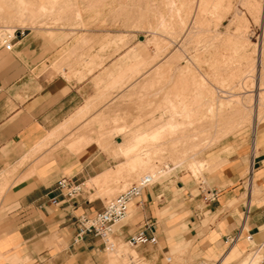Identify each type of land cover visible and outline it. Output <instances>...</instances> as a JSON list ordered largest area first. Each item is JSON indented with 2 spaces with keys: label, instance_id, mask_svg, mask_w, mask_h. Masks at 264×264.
Instances as JSON below:
<instances>
[{
  "label": "rangeland",
  "instance_id": "obj_1",
  "mask_svg": "<svg viewBox=\"0 0 264 264\" xmlns=\"http://www.w3.org/2000/svg\"><path fill=\"white\" fill-rule=\"evenodd\" d=\"M18 1H22V5L24 4L23 6L26 7L29 14L25 12L23 16L16 17L18 14L14 8L5 6V3L0 0L1 5H3V7H0V31L5 35L4 39H7V36H12L15 29L68 27L72 29L74 43L88 44L84 56L87 57L85 66L90 67L89 71L92 70V64L96 58L99 59V64L112 56L114 60L113 67H104L102 69L105 83L100 90L103 96H100L105 100V114L91 117L86 120L85 125H76V120H68L64 126L67 129H64L62 133L60 132L61 134L59 133L56 138L47 140V143L44 142L40 145L38 151L26 154L25 158L23 157L18 164L31 163L30 169L28 168L30 171L40 163L53 162L55 159L63 160L81 149L79 145L84 143V140L74 147L67 143L80 134L82 136L89 135L91 137L90 141H94L100 149L108 152L110 149L108 146H115L117 140L123 141L131 131V134L140 133L162 126L161 139L157 142L166 143L165 145H167L166 122L169 117L167 99L178 100V109L183 114L178 116L177 121L186 122L185 125L180 124L178 126L188 127L192 126L188 121H192L193 125L194 122H197V129L194 132H196L198 137L194 140L196 144L195 152L191 157L180 159L167 153V147L157 151L155 154L149 152L143 157L144 162L140 166L127 167L121 172L114 174L107 182L101 184L90 183L91 185L87 181L84 184L76 182L79 184V190L73 198L79 197L83 188L95 187V192L89 198L94 199L99 196L106 203L139 177L151 172L153 174L152 185L159 187L160 191H172L170 196L158 198L159 214L155 218L156 221L152 220L149 222L155 229L156 243L131 246L126 242V237L117 236L114 232H111V236H107L109 240L113 238L112 241L116 250L119 248V251L122 250L123 252L125 250L124 252H130L134 255H132L135 258L134 261L129 264H136V261L138 264L142 262L145 264H238L242 258L249 257L256 246L247 240H245V247L239 255L233 257L232 260L221 262L222 257L232 251L229 248L233 243L226 244L222 241L218 248L213 251L214 254L208 256L206 245H199L195 238L187 233L188 231L185 230L186 226L182 228L181 233L173 237L176 232L174 226L178 228L185 221L184 216L188 213L187 199L179 198L178 190L174 188V181L179 178L183 181L193 182L192 194H196L198 189H202L194 204L204 216L208 215L207 211H205L206 206L204 207V201L208 200H205L204 196L207 195V186L211 177L218 173L225 163L234 159L246 160L250 157V143L255 136L258 137L260 133L264 132V102L261 105L262 107H259L256 102L254 105L253 102L257 92L258 94L259 92L264 94V62H260V64L254 62L253 66L252 58L240 56L244 51L250 52L253 43L254 45L256 44V47L264 46V25L260 20L261 18L250 11L249 6L242 0H197V4L196 0ZM30 1L35 4L29 9L28 6L33 4ZM164 1L165 3H163ZM167 1H171V3L169 4ZM40 3H42V6L48 4L46 8L42 7L40 9ZM197 5H199L200 13L194 14L192 18V11L190 13L189 10L194 9V6L197 7ZM33 7L38 8L37 13L34 11L36 8ZM175 7L179 9L177 14L174 10ZM186 7L188 10L185 9ZM77 10H79V14H77ZM11 14L16 19L13 16L10 17ZM236 15L245 18L242 28L245 40L243 36L244 44L239 49L240 52L234 50V43L231 39L234 28L232 19ZM162 19H164L163 23ZM190 19H193L194 23L192 25L190 24ZM186 27L187 30L185 32ZM86 30H98V33L89 34L91 36L94 34L95 38L83 41L81 37L84 34L80 32ZM112 39L113 41L115 39V41L112 42ZM0 43H3L2 38ZM243 46L247 49L242 48ZM95 49L98 50L101 56L97 57V52L94 55L92 54ZM144 58H149L148 61L150 62L147 60L143 61ZM136 60L142 63L139 65L142 69L138 73L134 72L139 67H136ZM167 60L172 62L169 70H162L157 75H153V70L144 73L146 70H151L154 64ZM184 65H188L191 71H182L179 75H176L175 68ZM251 67H253V71H251ZM129 68L131 73L128 72ZM122 78H125L124 80L126 81L124 82L127 83L124 84ZM132 82L135 83L133 84ZM257 82H260L261 85L257 86ZM200 83L203 86H200ZM208 88L214 93L215 99L238 97L242 100L243 106L240 112L244 114L249 112L250 114L246 115L241 126L234 127L228 132H225L224 124L209 127L202 122V127L199 126L200 122L199 120L196 121V119L201 117L202 111H205L206 97L204 96L207 94ZM177 91L178 96L175 95ZM250 99H253V101ZM183 103L187 104L184 109L181 107ZM256 104L258 105L256 110L258 114L256 112L255 115L249 110L253 112L256 109ZM229 106L223 108V112L232 113L236 110L231 104ZM230 109L233 110L231 111ZM119 124L124 125L127 131L116 136L109 135V129ZM255 126V136L253 132L250 133V139L245 142L246 151H241L240 146L244 143L243 137L241 138L240 136L252 130ZM98 137L105 139L108 146H103ZM185 143L190 144V142ZM260 150H264V142L258 144L257 151ZM111 155L115 159L125 160V156L118 152L112 153L111 151ZM191 159L199 166V170L194 173L188 166V161ZM13 167L11 170L14 172ZM12 171L10 172L9 170L8 174L12 175ZM31 173L33 172L25 171L20 178ZM247 173L246 167L241 176L244 189L248 190L249 177ZM7 184L5 183L2 186V190L8 186ZM255 192L256 189L252 190L253 194ZM137 205V212H131L128 209L129 211H127L125 217L111 226L112 231H115L120 225L125 224L129 219L134 218L135 215L143 211V204L139 205L137 203ZM163 210H165V214H162ZM169 213L173 215L172 220H170ZM96 237L101 241L100 237ZM111 251L105 248V245H100L99 257L102 259L100 261L101 264L110 263L113 255H115ZM113 251L115 252V250ZM223 253L225 254L222 255ZM253 260L255 264H264L263 252L258 249Z\"/></svg>",
  "mask_w": 264,
  "mask_h": 264
},
{
  "label": "crops",
  "instance_id": "obj_2",
  "mask_svg": "<svg viewBox=\"0 0 264 264\" xmlns=\"http://www.w3.org/2000/svg\"><path fill=\"white\" fill-rule=\"evenodd\" d=\"M80 33L84 34L81 40H87L89 34L98 33V30ZM2 35L3 41L9 42L11 47L6 49L4 42L0 43V264H101L102 242L95 235L86 234L77 241L73 238L77 217L101 210L105 204L103 199L99 196L89 198L95 187L83 188L79 197L66 199L56 182L66 176L72 182L84 184L111 171L109 181L121 172V168H127V159H115L111 151L117 153L118 146L126 143L132 131L123 142L117 140L115 146H108L105 139H101V144L108 146L110 152L88 139L79 145L78 152L63 160L40 163L33 168V173L21 178L31 163L19 165L18 162L26 154L38 151L40 146L37 145H41L44 137L83 106L90 105L80 119L82 123L78 121L76 125L84 124L92 116L105 114V100L99 92L105 83L102 69L113 67V56L101 64L96 58L89 73L84 56L88 45L74 43L71 28L27 27L15 29L7 39ZM96 52L97 57L101 56L96 49L92 54ZM90 98L95 100L90 102ZM114 127L109 129L111 136L118 135ZM251 132L255 136L256 126L240 136L244 143L241 151H246L245 142L250 139ZM260 142H264V132L250 143V157L225 163L211 177L207 189L215 190L217 196L214 201H204L208 215L204 216L194 204L202 189L192 194L193 182L179 178L174 181L179 198L187 199L188 213L178 228L174 226L173 237L186 226L187 233L199 245H206L210 256L225 236L238 234L239 239L229 248L234 251L228 252L225 260L229 261L243 251L245 236L250 234L248 242L264 253V150L257 151ZM12 166L15 168L10 175L8 170ZM246 167L248 190L244 189L241 176ZM7 182L8 186L2 190ZM171 194L172 191H160L152 184L146 186L127 206V211L136 213L137 203L143 204V211L111 232L127 237L145 223L156 221L158 198ZM165 213L163 210L162 214ZM169 217L173 219L172 213Z\"/></svg>",
  "mask_w": 264,
  "mask_h": 264
},
{
  "label": "bare ground",
  "instance_id": "obj_3",
  "mask_svg": "<svg viewBox=\"0 0 264 264\" xmlns=\"http://www.w3.org/2000/svg\"><path fill=\"white\" fill-rule=\"evenodd\" d=\"M26 1V0H25ZM28 1V0H27ZM32 1V0H31ZM30 1V3H33V2H31ZM34 1V0H33ZM51 1V0H50ZM53 1H56V0H53ZM57 1H59V0H57ZM155 1V0H154ZM222 1V0H221ZM242 1H244L246 4H247V6H249V10L250 11H252L255 15H257V17L259 16L261 19V22H262V24L264 25V1L263 0H242ZM263 1V2H262ZM1 2L2 3H5V6L7 5V6H11V7H13L14 8V10L16 11V13L18 14V16H16V17H21V16H23V14L26 12V13H28L29 14V11H27V9H26V7H24L23 5H22V1L20 2V1H18V0H1ZM24 2V1H23ZM40 2V1H39ZM38 2V3H39ZM168 2V1H167ZM166 2V3H167ZM173 2V1H172ZM2 3H0V5L2 4ZM28 3V2H27ZM26 3V4H27ZM43 3V2H42ZM42 3H40L41 4V6H40V9L42 8V7H44V8H46V5L48 4H45L44 6H42ZM163 3H165V1L163 2ZM169 4L171 3V1L170 2H168ZM167 3V4H168ZM175 3V2H174ZM173 3V4H174ZM193 3V2H192ZM198 2H197V0H196V4H197ZM243 3V2H242ZM35 3H33V4H30V6H28V8L30 9V7H32V5H34ZM36 4H37V2H36ZM39 4V5H40ZM51 4V3H50ZM49 4V5H50ZM168 4V5H169ZM176 5V4H175ZM164 6V5H163ZM162 6V7H163ZM177 6V5H176ZM199 5H197V7L196 6H194V9H192V10H189V12L191 13V11H192V18H193V15L194 14H197V13H200V9H199V7H198ZM0 7H3V5H1ZM37 7V6H36ZM36 7H33V8H36ZM48 7V6H47ZM58 7V6H57ZM171 7V6H170ZM180 7V6H179ZM190 7V6H189ZM52 8V7H51ZM138 8V7H137ZM183 8V7H182ZM192 8V7H191ZM38 8H36V10H34L35 12L36 11H38L37 10ZM77 9V8H76ZM185 9H187V7L185 8ZM0 10H1V8H0ZM46 10V9H45ZM48 10V9H47ZM63 10V9H62ZM61 10V11H62ZM174 10H175V13L177 14V13H179V9H178V7H175L174 8ZM188 10V9H187ZM3 11V10H2ZM10 11V10H9ZM41 11V10H40ZM7 12V11H6ZM34 12V13H35ZM164 12V11H163ZM174 12V11H173ZM251 12V13H252ZM260 12H261V14H260ZM31 13H33V12H31ZM30 13V14H31ZM37 13V12H36ZM154 13V12H153ZM159 13V12H158ZM183 13H185V12H183ZM188 13V12H187ZM77 14H79V10H77ZM157 14V13H156ZM164 14V13H163ZM27 15V14H26ZM6 16H7V14H6ZM13 16V14H11V16L10 17H12ZM157 16V15H156ZM14 17V16H13ZM16 17H14L15 19H16ZM173 17V16H172ZM255 18H256V16H254ZM31 18V17H30ZM163 18V17H162ZM18 19H20V18H18ZM23 19V18H22ZM25 19V18H24ZM27 19V18H26ZM259 19V18H258ZM163 20L164 19H162L161 21H162V23H163ZM13 21V20H12ZM161 21H160V23H161ZM244 21H245V18L244 17H242V16H234L233 17V19H232V22H233V24H234V28H233V31H232V40H233V43H234V50L236 51V50H238V52H240L239 51V49H241V46L244 44L243 42V36L245 35L243 32H242V28H243V26H244ZM257 21V20H256ZM165 22V21H164ZM23 23V22H22ZM159 23V24H160ZM194 22H193V19H190V24L192 25ZM164 24H166V23H164ZM163 24V25H164ZM169 24V23H168ZM183 24V23H182ZM150 25V24H149ZM162 25V24H161ZM155 26V25H154ZM160 26V25H159ZM168 26V25H167ZM188 27H190V26H188ZM156 28H158L157 26H156ZM169 28V27H168ZM171 30V29H170ZM186 30H187V27H186V29H185V32H186ZM180 31V30H179ZM184 32V33H185ZM244 35H243V34ZM3 34V32L1 33V31H0V39L2 38V35ZM85 36H87V35H85ZM96 36V35H95ZM114 36H116V35H114ZM121 36V35H120ZM119 36V37H120ZM171 37V36H170ZM90 38H95L94 37V34H93V36H91V35H88L87 36V39H89V40H91ZM105 38V37H104ZM110 38V37H109ZM81 39H84V38H81ZM98 39V38H97ZM116 39V38H115ZM115 39H114V41H115ZM118 39H120V38H118ZM122 39H123V37H122ZM94 40V39H93ZM104 40V39H103ZM162 40V39H161ZM244 40H245V36H244ZM5 41V40H4ZM3 41V42H4ZM83 41H86V40H83ZM100 41V40H99ZM113 41V39H112V42H114ZM119 41V40H118ZM102 42V41H101ZM247 42V41H246ZM87 43H88V41H87ZM96 43H98L97 41H96ZM103 43H104V41H103ZM102 43V44H103ZM108 43V42H107ZM253 43V42H252ZM261 43H263V42H261ZM91 44V43H90ZM114 44V43H113ZM83 45V44H82ZM88 45V44H87ZM99 45V44H98ZM109 45H110V43H109ZM159 45V44H158ZM256 45V44H255ZM254 45V43L252 44V49H251V51L250 52H245L243 49V53H241V55L240 56H242V57H249V58H252V64H253V66H254V62L255 63H257V64H260V62L262 63V62H264V46L262 45V46H255ZM164 46V45H163ZM178 46V45H177ZM102 47V46H101ZM164 48V47H163ZM242 48H244V46L242 47ZM244 49H247V48H244ZM172 52V51H171ZM174 55V54H173ZM157 56V55H156ZM169 56V55H168ZM171 56H172V54H171ZM151 57V56H150ZM149 57V58H150ZM154 57V56H153ZM148 58V59H149ZM155 58V57H154ZM232 58V57H231ZM139 59H141V58H139ZM148 59L147 58H144V60L143 61H145V60H147L148 61ZM173 59V58H172ZM176 59V58H175ZM245 59V58H244ZM254 60V61H253ZM146 61V62H147ZM153 61V60H152ZM175 61V60H174ZM238 61V60H237ZM148 62H150V61H148ZM170 63H172V62H169L168 60L167 61H161V62H158V63H156V64H154V66L151 68V70H146L144 73H147L148 71H152V73H153V75H157V74H159V73H161L162 72V70H165V71H167V70H169L170 69V67H171V65H170ZM135 64H136V67L137 66H139L140 64H142L141 63V61H139V60H136L135 61ZM146 64V63H145ZM145 64H143V65H145ZM250 64H251V62H250ZM147 65V64H146ZM260 66V65H259ZM132 67H134V65H132ZM140 67V66H139ZM139 67H137L135 70H134V72L136 71L137 73L139 72V70L141 71V67L139 68ZM144 68V67H143ZM252 68V70L251 71H253V67H251ZM147 69V68H146ZM176 70V72H177V74L176 75H179L182 71H186V72H190L191 71V69L189 68V66L188 65H184V66H177L176 68H175ZM71 70V69H70ZM133 70V69H132ZM173 70V69H172ZM129 71H131L130 70V68H129V70H128V72ZM260 71V70H259ZM71 72V71H70ZM74 72V71H73ZM76 72V71H75ZM250 72V71H249ZM89 73H90V71H89ZM129 73H131V72H129ZM135 74V73H134ZM152 75V76H153ZM247 75V74H246ZM169 76V75H168ZM130 77V76H129ZM248 77V76H247ZM250 78V77H249ZM123 79V78H122ZM125 79V78H124ZM122 80L123 82L124 81H126V80ZM171 80V79H170ZM118 81V80H117ZM136 82V81H135ZM134 82V83H135ZM262 82V81H261ZM125 83H127V82H124V84ZM133 83V82H132ZM131 83V84H132ZM133 83V84H134ZM132 84V85H133ZM168 84V83H167ZM170 84V83H169ZM131 85V86H132ZM256 85L258 86V85H261L260 84V82H257L256 83ZM200 86H203L201 83H200ZM116 87V86H115ZM117 87H119V86H117ZM207 87V86H206ZM201 88V87H200ZM175 89H177V88H175ZM174 90V89H173ZM173 90H170V91H173ZM203 90V89H202ZM176 91V90H175ZM100 92V91H99ZM213 94L214 93H212V91L208 88V90H207V94L204 96V97H206V108H205V111H202L201 112V117H199V118H197L196 119V121H198L199 120V126L200 127H202V122H204L205 123V125H208L209 127H216V126H220V125H222V124H224V126H225V132H228L230 129H232V128H234V127H238V126H241L242 124H243V122H244V118H246V115L249 113L248 111V113H241L240 111H241V108H242V106H243V102H242V100L240 99V98H238V97H235V98H223V99H215L214 98V96H213ZM96 95V94H95ZM167 95V94H166ZM169 95V94H168ZM176 96H178V91H177V94H175ZM174 95V96H175ZM98 97V96H97ZM94 98V97H93ZM91 100H89L90 102L92 101V98H90ZM95 99H96V97H95ZM94 99V100H95ZM204 99V98H203ZM93 100V101H94ZM96 100H98V98L96 99ZM100 100V99H99ZM251 101H253V99H250ZM249 100V101H250ZM92 101V102H93ZM205 101V100H204ZM251 101H250V103H251ZM167 102L169 103V111H168V120H167V125H166V128H167V134H168V142H167V145H165L166 143H158L159 142V139H161V134H162V126H158V127H156V128H154V129H151L150 131H142V132H140V133H133V134H131V135H129V138H128V140L126 141V143L125 142H123V143H121L120 144V146H118L119 148H118V151L120 152V154L121 155H123V156H125V160L127 159V167H131V166H140L143 162H144V158L143 157H145L149 152H151V153H156L157 151H161V150H163V149H166V147H167V153H169V154H171V155H175L176 157H179L180 159H183V158H185V157H191L192 156V154L195 152V143H194V140L195 139H197V137H198V135L196 134V132H194L196 129H197V122H194V125H193V122L192 121H188V123L189 124H191L192 126H188V127H186V126H181V127H179L178 125H185V121L183 122H180V121H177V118H178V116L179 115H181V114H183V112L182 111H180L179 109H178V107H179V102H178V100H173L172 98H169V99H167ZM254 105H255V102L256 103H258V105H259V107L261 106V105H263L262 103L264 102V94L262 93V94H260V92H259V94H258V92L256 93V95H255V97H254ZM86 103H88V101L86 102ZM86 103H84V104H86ZM249 103V104H250ZM94 104V103H93ZM102 104V103H101ZM104 104V103H103ZM232 105V106H234L235 108H236V110H234V112H232V113H227V112H223L224 110H223V108H225L226 106H229V105ZM251 105V104H250ZM257 104H256V109L252 112V110H249L252 114H255L256 115V110H257V106H258ZM90 106V105H89ZM89 106H87L86 105V109L89 107ZM249 106V105H248ZM181 107H183V109L184 108H186L187 107V104H185V103H183L182 105H181ZM230 107V106H229ZM262 107V106H261ZM84 108V106H83V109L81 108L80 110H78V112H76V113H74V116L73 117H70L69 119H67L66 121H63L64 123L62 124V125H60L59 127H57L56 129H53L51 132H49L48 133V135H46V137H44V141H42V143H41V145L44 143V142H46L47 140H50V139H52V138H56L58 135H59V133L61 132H63L64 131V129H67L66 127H64L65 126V123L66 122H68V120H70V121H73V120H76V124H77V122L78 121H80V119L83 117V115H84V113L86 114V112L85 111H87L86 109ZM244 108V107H243ZM254 108H255V106H254ZM101 109V108H100ZM251 109V108H250ZM263 109V108H262ZM89 110H90V108H89ZM96 110V109H95ZM231 111L233 110V109H230ZM264 110V109H263ZM97 112V111H96ZM99 112V111H98ZM230 112V111H229ZM241 113V114H239V113ZM101 114V113H100ZM250 114V113H249ZM257 114H258V112H257ZM72 116V115H71ZM88 117V116H87ZM93 117V116H92ZM77 119H79V120H77ZM87 120V119H86ZM255 120H257V119H255ZM81 122V121H80ZM88 122V121H87ZM73 123V122H72ZM82 123V122H81ZM165 123V122H164ZM165 123V124H166ZM69 125V124H68ZM75 125V124H74ZM83 125H85V124H83ZM161 125V124H160ZM68 127V126H67ZM165 128V127H164ZM74 129V128H73ZM127 129H125V126L124 125H122V124H120V125H117V126H115L114 128H113V131L115 132V133H118V134H122V133H124L125 131H126ZM112 131V130H111ZM112 131V132H113ZM220 131H222V130H220ZM219 131V132H220ZM74 132V131H73ZM111 132V133H112ZM113 132V133H114ZM224 132V131H223ZM60 133V134H61ZM91 133V132H90ZM165 134V133H164ZM223 134V133H222ZM68 135V134H67ZM87 135V134H86ZM98 136V135H97ZM165 136V135H164ZM222 136V135H221ZM213 137H215V136H213ZM68 138V137H67ZM126 138V139H127ZM206 138V137H205ZM208 138H210V137H208ZM212 138V137H211ZM63 139V138H62ZM88 139H90V137H89V135H87V136H82V134H80V135H78L76 138H74V139H71L70 140V142H67L68 143V145H70V146H77V145H79V143H81L82 142V140H84V142H86ZM46 140V141H45ZM163 141H164V139H162ZM100 141H101V138H100ZM158 141V142H157ZM207 141V140H206ZM64 142V141H63ZM66 142V141H65ZM185 142H190V144H186ZM47 143V142H46ZM49 143V142H48ZM62 143V142H61ZM185 143V144H184ZM47 145V144H46ZM119 145V144H118ZM188 145H189V147H188ZM38 147L40 146V145H37ZM46 147V146H45ZM43 148V147H42ZM117 151V152H118ZM188 152H190L189 154H188ZM165 153V152H164ZM160 154V153H159ZM25 158V157H24ZM189 160V159H188ZM123 164H125V163H123ZM17 166V165H16ZM122 166V165H121ZM121 166H120V168H121ZM188 166H189V168L193 171V173L194 172H196V171H198L199 170V166H198V164L193 160V159H191L190 161H188ZM15 168V167H14ZM13 168V169H14ZM124 168V167H123ZM165 168H167V166H165ZM30 169V168H29ZM115 169H117V167L115 168ZM119 169V168H118ZM131 169V168H130ZM10 170V172L12 171L11 169H9ZM9 170H8V172H9ZM154 170V169H153ZM33 171V168L29 171V170H27V172H32ZM113 171V170H112ZM120 171V170H119ZM121 171H122V168H121ZM13 172V171H12ZM113 172H116L115 170L113 171ZM111 175H112V172L110 171V172H104L103 174H100L99 176H95L94 178H92L91 180H89V181H87L89 184L91 183H95V184H101V183H104L105 181L107 182V179L109 178V177H111ZM144 175H150L151 177H152V180H153V174L150 172L149 174L148 173H145ZM144 175H142V176H144ZM141 176V177H142ZM140 178V177H139ZM138 178V179H139ZM111 179V178H110ZM8 183V182H7ZM5 184V183H4ZM90 184V185H91ZM1 185V184H0ZM3 186V185H2ZM5 188V187H4ZM2 189V188H1ZM137 198V197H136ZM136 198H134V199H136ZM133 199V200H134ZM131 202V201H130ZM129 202V203H130ZM110 232H111V227H110V231H105L104 232V236H109L110 235ZM107 233H109V235L107 234ZM105 234H107V235H105ZM111 236V235H110ZM110 245H111V247H110V249L112 250H115V252L113 251H111V253H115V255H113V258H112V260H110V263L109 264H129V263H131L132 261H134V257H132V255L133 254H131L130 252L129 253H127V252H124L125 250H123V252H122V250H116L114 247H115V244H114V242L112 241V239L110 238ZM237 241V240H236ZM235 241V242H236ZM234 242V243H235ZM234 243L232 244V245H234ZM230 250H232V251H234V249H230ZM257 249H255V250H253L251 253V255L249 256V257H244V258H242L240 261H239V263L238 264H255L254 263V260H253V258L255 257V255H256V253H257ZM227 253H226V255H224L223 257H222V259H221V262H223V261H225L226 259H227ZM134 256V255H133ZM111 259V258H110ZM137 259V258H136ZM140 259H142V258H140ZM143 261V260H142ZM136 264H138V262L136 261L135 262ZM139 264H145L144 262H142V263H139ZM204 264H206V263H204ZM212 264H214V263H212Z\"/></svg>",
  "mask_w": 264,
  "mask_h": 264
},
{
  "label": "built area",
  "instance_id": "obj_4",
  "mask_svg": "<svg viewBox=\"0 0 264 264\" xmlns=\"http://www.w3.org/2000/svg\"><path fill=\"white\" fill-rule=\"evenodd\" d=\"M4 46L6 49H9L11 44L9 42H4ZM152 183V177L150 175H144L128 185L115 197L108 200L101 210L89 215H79L76 219L77 227L73 241L81 239L86 234H92L100 237L102 244L105 245V248L111 250L110 241L107 236H104V232L110 231V227L112 225L125 217L129 202L134 198L139 197L142 190ZM56 187L66 199H72L79 190V184L72 182L66 176H62L57 180ZM216 196L217 193L215 190H207V195L204 196V199L214 201ZM52 201L56 202L55 198H53ZM238 239V234L224 237V241L227 244H232ZM245 239L250 241L251 235L247 234ZM156 241L157 238L155 235V229L151 223H145L138 230L126 237V242L131 246L145 243H156Z\"/></svg>",
  "mask_w": 264,
  "mask_h": 264
}]
</instances>
